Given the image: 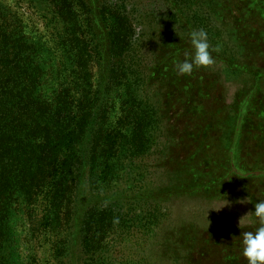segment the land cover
Wrapping results in <instances>:
<instances>
[{
	"label": "rangeland",
	"instance_id": "obj_1",
	"mask_svg": "<svg viewBox=\"0 0 264 264\" xmlns=\"http://www.w3.org/2000/svg\"><path fill=\"white\" fill-rule=\"evenodd\" d=\"M2 1L49 39L48 19L62 35L70 25L57 0ZM102 2L112 5L108 17L123 33L132 30L148 51L157 52L158 46L165 53L183 51L179 61L194 54L188 33L205 30L216 63L195 69L186 75L188 81L175 63L152 76L157 90L147 100L149 111L155 112L148 151L130 168H122L116 192L100 201L107 207L110 198H119L125 213L133 206L139 216L128 230L109 237L98 258L104 264L125 259L129 264H188L190 259L192 264L191 258L196 264H248L240 235L259 227L247 214L264 200V9L249 0L240 4L247 8L238 16L229 0ZM110 107L111 132L101 169L113 160V133L127 132L123 103L117 100ZM41 211H26L27 220L20 224L21 252L33 264H53L52 236L32 229ZM149 219L155 225L146 224ZM76 236L75 254L84 259L81 234Z\"/></svg>",
	"mask_w": 264,
	"mask_h": 264
},
{
	"label": "trees",
	"instance_id": "obj_2",
	"mask_svg": "<svg viewBox=\"0 0 264 264\" xmlns=\"http://www.w3.org/2000/svg\"><path fill=\"white\" fill-rule=\"evenodd\" d=\"M102 1L57 0L70 25L62 35L48 19L49 39L0 0V264H33L20 246L29 208L42 210L32 229L52 236L53 264H104L97 253L139 216L133 206L125 213L116 197L105 207L101 196L116 192L122 168L148 151L155 112L147 100L157 90L152 76L183 51H148L132 30L123 33L110 20L112 5ZM229 3L235 16L247 8L243 0ZM249 3L264 9L261 0ZM117 100L127 132L113 133V160L101 169L110 106ZM78 233L84 259L75 254Z\"/></svg>",
	"mask_w": 264,
	"mask_h": 264
},
{
	"label": "clouds",
	"instance_id": "obj_3",
	"mask_svg": "<svg viewBox=\"0 0 264 264\" xmlns=\"http://www.w3.org/2000/svg\"><path fill=\"white\" fill-rule=\"evenodd\" d=\"M194 54L186 53L183 61H176L175 67L179 75H191L195 69L209 68L216 61L212 55L215 49H211L208 34L205 30H192L188 33ZM256 218L259 227L255 231L241 233L242 255L248 264H264V200L255 203V211L248 213ZM245 215V216H247ZM244 217V216H243ZM243 226V219L239 221V227Z\"/></svg>",
	"mask_w": 264,
	"mask_h": 264
}]
</instances>
